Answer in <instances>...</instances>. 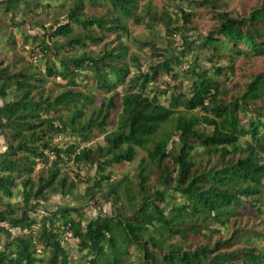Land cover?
<instances>
[{"label":"trees","instance_id":"1","mask_svg":"<svg viewBox=\"0 0 264 264\" xmlns=\"http://www.w3.org/2000/svg\"><path fill=\"white\" fill-rule=\"evenodd\" d=\"M152 1L0 0V264H264V70L237 74L264 62V0L244 15L227 0ZM130 24L155 38L136 42L146 60L129 53ZM18 37L43 57L25 60ZM139 151L135 175L113 180ZM68 162L94 171L83 192Z\"/></svg>","mask_w":264,"mask_h":264},{"label":"rangeland","instance_id":"2","mask_svg":"<svg viewBox=\"0 0 264 264\" xmlns=\"http://www.w3.org/2000/svg\"><path fill=\"white\" fill-rule=\"evenodd\" d=\"M165 2H167V0H153L151 3V6L161 8ZM227 2H228V5L226 6V10L230 11V12H234V14H238V15L247 14L250 12V10L252 8H254L255 6H259L261 4V0H227ZM86 11L87 12H92V11L94 12L95 9L87 7ZM201 14L202 15L200 18L198 17V18L194 19V23L199 27V32L202 34H205L211 29L212 24H213V19L206 12H202ZM60 19H61V21H65V16H61ZM53 21L54 20H53L52 15L44 14L43 16H41V23L44 25L45 28H48L53 23ZM30 31H31V29H30ZM129 31H130V36L128 37L129 53L135 54L136 56H139L143 60H146L148 58V56L146 55V52L144 50H141L139 48V44L136 42L137 41H146V40L153 41L155 39L154 36L149 32V30L143 24H141V25L130 24L129 25ZM44 32H45V30H43L40 27H34L32 30V34H34V35L36 34L38 36L44 35ZM195 34H196L195 32H192L190 36H194ZM17 41H18V45H17V49H16L17 53L20 54L21 56H23L25 60H28V58L31 59L32 49L37 48L40 39H37V40L31 42L30 44H28L25 47L21 46L22 37H18ZM175 41H176V43L174 45L178 46V48H179V46L182 44L181 37L176 36ZM157 47L160 48L161 44L158 43ZM181 66L184 67L185 64H182ZM237 66L239 67V68L237 67L238 68L237 74L239 76L243 74L242 72L244 70H245V72H250V73H254V72L256 73V72H259L261 70H264V62L261 60L253 62V63H249V62L245 63L244 61L240 60L237 62ZM144 68H146V66ZM164 80H165V78L161 79V81H164ZM47 87L50 88L51 83H47ZM100 99H101V96L98 95L96 98V104L99 103ZM0 104H1V102H0ZM111 118L113 120L116 119L115 111L112 112ZM94 133L96 134L97 132L95 131ZM59 140H60V138H56L55 142H58ZM68 140H74V138L65 137L63 139L64 142H67ZM102 142H103L102 135H98L96 137H92L90 139V141L82 143V145H96L97 143H102ZM3 147H4V139L2 137H0V151L2 150ZM142 156H144V153L139 151V154L137 155V157L135 158V160L133 162L124 163L122 165H115L114 167L108 169L107 171L112 172V179L113 180H118V179L122 178L125 174H129L130 176H134L136 173V168H137L139 161H140ZM41 168H43L42 164H38L36 166V169H35L36 173L42 172ZM63 172L66 173L68 180H71V181L75 182L76 184H78V186H77L78 192H83L85 189V184L81 183L79 180L83 176L86 177L89 174L94 173V171L87 170L84 168L79 170L71 162L67 163V165L63 169ZM76 174H78V176H80V177L76 176ZM51 202L53 204H62V205L74 204V202H72L70 200V197H64L63 198L61 196L53 197ZM53 204H52V207L49 209H53V206H54ZM89 204L90 205H86V203H81L80 206L84 207L83 212H84L85 216L96 217V215H97L96 210L92 208L91 203H89ZM244 209H245V212H247V213L251 212L248 207H245ZM103 212L106 214H109L111 212L110 206L105 205L103 207ZM39 214L41 215L42 212L39 211ZM250 225H252V222H250ZM11 232L20 234L19 230H12ZM0 241L1 242L5 241L4 236H0ZM75 243L76 242H74V241L71 243H68L66 245V248L69 251L72 259L77 263L80 260V254L75 248Z\"/></svg>","mask_w":264,"mask_h":264},{"label":"built area","instance_id":"3","mask_svg":"<svg viewBox=\"0 0 264 264\" xmlns=\"http://www.w3.org/2000/svg\"><path fill=\"white\" fill-rule=\"evenodd\" d=\"M43 57L42 51L37 47L33 49V52L31 54V60L33 62H37L40 58ZM45 156L48 159V163L45 165V167H48L50 162L53 161L56 156L54 152L46 151ZM74 241L73 232L69 229V227H65L64 234L62 236V244H68Z\"/></svg>","mask_w":264,"mask_h":264}]
</instances>
